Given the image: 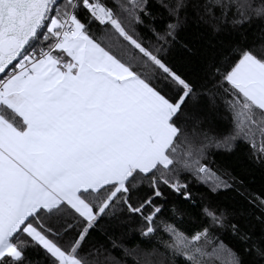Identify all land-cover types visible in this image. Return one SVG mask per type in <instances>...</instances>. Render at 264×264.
<instances>
[{
    "label": "snow or ice",
    "instance_id": "snow-or-ice-1",
    "mask_svg": "<svg viewBox=\"0 0 264 264\" xmlns=\"http://www.w3.org/2000/svg\"><path fill=\"white\" fill-rule=\"evenodd\" d=\"M0 264H264V0H0Z\"/></svg>",
    "mask_w": 264,
    "mask_h": 264
}]
</instances>
